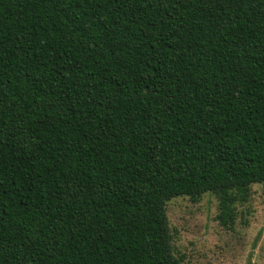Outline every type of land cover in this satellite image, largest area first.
Here are the masks:
<instances>
[{
    "label": "trees",
    "instance_id": "obj_1",
    "mask_svg": "<svg viewBox=\"0 0 264 264\" xmlns=\"http://www.w3.org/2000/svg\"><path fill=\"white\" fill-rule=\"evenodd\" d=\"M264 189V0H0V264H184L167 201Z\"/></svg>",
    "mask_w": 264,
    "mask_h": 264
},
{
    "label": "rangeland",
    "instance_id": "obj_2",
    "mask_svg": "<svg viewBox=\"0 0 264 264\" xmlns=\"http://www.w3.org/2000/svg\"><path fill=\"white\" fill-rule=\"evenodd\" d=\"M172 243L184 264H264V189L251 185L247 201L234 203L232 226L218 217L220 199L205 192L197 200L180 195L167 201Z\"/></svg>",
    "mask_w": 264,
    "mask_h": 264
}]
</instances>
